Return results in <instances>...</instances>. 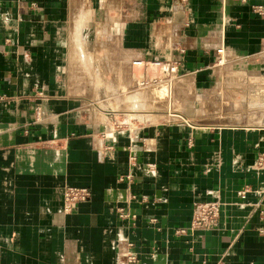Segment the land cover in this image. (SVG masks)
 I'll return each mask as SVG.
<instances>
[{
  "label": "crops",
  "instance_id": "0c3cea01",
  "mask_svg": "<svg viewBox=\"0 0 264 264\" xmlns=\"http://www.w3.org/2000/svg\"><path fill=\"white\" fill-rule=\"evenodd\" d=\"M258 9L264 0H0V264H264L263 117L198 111L229 78L264 84ZM165 72L194 110L130 117L133 77ZM66 185L91 191L68 213ZM212 200L217 223L192 229L194 203Z\"/></svg>",
  "mask_w": 264,
  "mask_h": 264
},
{
  "label": "rangeland",
  "instance_id": "374dc122",
  "mask_svg": "<svg viewBox=\"0 0 264 264\" xmlns=\"http://www.w3.org/2000/svg\"><path fill=\"white\" fill-rule=\"evenodd\" d=\"M82 31L83 29L76 30L75 33L76 44L79 47V51H82ZM83 57L87 59L85 55ZM119 66L120 64H117V70L119 69ZM89 75H86L87 82L85 84L91 87V84H93L92 72H90ZM150 76L153 77L146 79L147 81L145 84H140L142 78L133 77V107L132 111H129L131 113L130 117H139L138 115L141 113H153L155 117L158 116L164 118L171 117L173 116L172 114L175 113L181 114L180 112H184L188 114L191 112L193 109L192 105L194 104H189V102L192 99L193 92H190V89H188L185 84L175 81V79L171 78V76L167 73L164 76V81L161 80L162 77L159 78V80L157 77H154L156 76L155 73L150 74ZM229 79H232L233 81L229 82V84H221L218 86L217 91H215L213 94L209 93L207 96L202 94V97L204 96L210 99V102L209 104H200L201 107L198 110L199 113L203 116H205L207 113L209 115L211 113L213 115V113L216 112L222 113L226 112L227 109L230 111L233 109L231 106L234 105L235 107L233 111L236 110L234 113L245 112V121H259L262 117L264 120V84H253L252 81H243L241 78L237 79V77H232ZM227 90L229 92H227ZM212 101H215L216 104H211ZM215 105L218 107V109L212 110L213 106ZM181 115L184 117L183 114ZM120 117L121 119L126 118V116L122 114Z\"/></svg>",
  "mask_w": 264,
  "mask_h": 264
},
{
  "label": "built area",
  "instance_id": "2783aa9c",
  "mask_svg": "<svg viewBox=\"0 0 264 264\" xmlns=\"http://www.w3.org/2000/svg\"><path fill=\"white\" fill-rule=\"evenodd\" d=\"M259 13L264 14L263 10H259ZM258 59L264 58V44L260 52L257 53ZM134 64L146 67L149 65L146 61L143 60H134ZM228 63V58L225 54L224 47L221 46L216 49V62L217 65H222ZM150 64L154 66H161L164 71L174 72L175 66H171L170 64H164L160 60H153ZM141 83H146V78L143 76L141 77ZM247 192V188H243L239 191V195L244 197ZM91 197V191L89 188L85 186H73V185H66L62 190V208L63 211L68 213L72 212L78 203L84 202L89 200ZM221 202L218 200L212 201H198L194 203L193 206V213H192V220H191V228H207L214 226L217 223L218 217L221 211ZM120 211V216H126V214ZM182 231V230H180ZM127 261L129 263H134L137 261V258L134 254L127 255Z\"/></svg>",
  "mask_w": 264,
  "mask_h": 264
},
{
  "label": "bare ground",
  "instance_id": "6f19581e",
  "mask_svg": "<svg viewBox=\"0 0 264 264\" xmlns=\"http://www.w3.org/2000/svg\"><path fill=\"white\" fill-rule=\"evenodd\" d=\"M95 16V15H94ZM99 52V51H98ZM102 53V52H101ZM137 111V110H136Z\"/></svg>",
  "mask_w": 264,
  "mask_h": 264
}]
</instances>
